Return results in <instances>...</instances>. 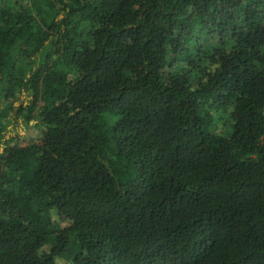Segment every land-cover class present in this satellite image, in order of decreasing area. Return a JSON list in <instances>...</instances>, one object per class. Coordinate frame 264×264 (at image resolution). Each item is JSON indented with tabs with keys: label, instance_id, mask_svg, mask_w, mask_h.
I'll return each instance as SVG.
<instances>
[{
	"label": "trees",
	"instance_id": "1",
	"mask_svg": "<svg viewBox=\"0 0 264 264\" xmlns=\"http://www.w3.org/2000/svg\"><path fill=\"white\" fill-rule=\"evenodd\" d=\"M19 118L0 264H264V0H0Z\"/></svg>",
	"mask_w": 264,
	"mask_h": 264
},
{
	"label": "rangeland",
	"instance_id": "2",
	"mask_svg": "<svg viewBox=\"0 0 264 264\" xmlns=\"http://www.w3.org/2000/svg\"><path fill=\"white\" fill-rule=\"evenodd\" d=\"M31 98L27 94L21 95L17 100L14 101L13 107L17 112L21 105L24 106L28 104ZM26 128V130H25ZM45 129H41V126H37V121H31L30 123H25L22 118L18 119V122H13L9 124L3 131V136H0V142L2 138L6 137L9 140L16 138L19 144H27L29 142H40L43 139V134ZM3 151L2 149L0 150Z\"/></svg>",
	"mask_w": 264,
	"mask_h": 264
},
{
	"label": "water",
	"instance_id": "3",
	"mask_svg": "<svg viewBox=\"0 0 264 264\" xmlns=\"http://www.w3.org/2000/svg\"><path fill=\"white\" fill-rule=\"evenodd\" d=\"M30 101V100H29ZM29 101H28V103H29ZM25 130H26V128H25Z\"/></svg>",
	"mask_w": 264,
	"mask_h": 264
}]
</instances>
